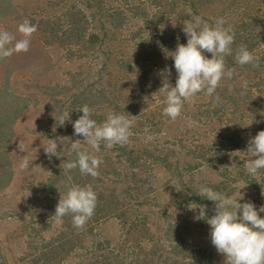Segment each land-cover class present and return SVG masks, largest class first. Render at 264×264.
I'll list each match as a JSON object with an SVG mask.
<instances>
[{
  "label": "trees",
  "instance_id": "1",
  "mask_svg": "<svg viewBox=\"0 0 264 264\" xmlns=\"http://www.w3.org/2000/svg\"><path fill=\"white\" fill-rule=\"evenodd\" d=\"M107 16L109 19H104L100 26L95 21L83 26L80 21H74L73 31H69L67 44L74 51L73 57L90 60L89 78H95L90 89L88 83L81 81L79 86H74L75 92L67 93L71 97L70 117L75 121L83 115L79 110L84 105L89 106L92 119L98 124L109 112L124 114L132 120L129 140L111 148L101 142L99 152L81 142L82 148L103 160L99 175L93 178L82 175L78 168L63 170L67 161L76 159L71 143L84 138L74 135L71 123L68 129L55 131L53 137L60 140L57 150L60 156L51 157L52 167L43 173L44 177L34 190L36 207L30 211L32 222L28 226L31 231L26 245L29 248L25 249L27 257L13 258V250L3 252L0 247V264H176L167 254L163 256L170 242L181 236L179 223L157 217L153 221L160 222L156 226L158 231L153 233L154 238L148 239L150 244L157 245L152 246V251H137V245L129 239L132 232L127 227L142 222L150 229L153 224L148 225L146 220L149 214L145 212L140 222L132 218L124 221L122 216L135 213L140 203L154 201L153 204H157L154 208L163 206L167 218L174 219V209L185 210L188 206L199 209V217L204 211L205 216L198 219L202 224L207 223L206 219L215 214V204L199 194L193 177L207 162L216 160L218 154L214 144L220 135L226 136L225 131L232 124L234 130L242 134L249 131L247 124L251 118L257 126L253 132L264 130V0H152L148 7L146 2L134 0L109 9ZM195 17L209 24L223 17L224 26L235 32L232 54L225 56L226 69H233L234 75L232 79H222L213 96L201 92L186 101L181 115L172 120L163 114L165 96L158 90L164 81L175 84L177 73L171 55L177 43H187L183 22ZM241 45L257 58L255 66H241L236 62ZM75 46L82 49L85 46L88 52L75 51ZM204 54L211 58L210 53ZM167 69H171L170 74ZM112 75L116 81L111 79ZM7 94L8 113L0 114V136L11 137L16 112L27 103L20 106L16 92L9 90ZM216 95L219 100L215 99ZM57 106L59 103L53 105L52 110ZM58 113L60 117L64 115L63 105ZM167 130L170 131L169 140L165 137L169 133ZM178 142L183 149H178ZM199 148L204 149L203 155ZM180 152L186 155L180 156ZM237 154L234 158L243 165L250 158L248 153ZM162 171L175 182L173 192L164 188L166 193L175 194V199L167 203L160 198ZM3 182L0 175V189ZM71 185L91 186L97 194L94 215L82 229L73 226L71 215L59 221L53 216L60 194ZM143 196L144 199H140ZM259 215L264 218L261 212ZM149 219L150 222L152 219ZM161 238L164 250L158 249ZM184 247L182 252L189 255V264H212V256L206 249L197 251L190 244ZM172 250L175 254V246Z\"/></svg>",
  "mask_w": 264,
  "mask_h": 264
},
{
  "label": "rangeland",
  "instance_id": "2",
  "mask_svg": "<svg viewBox=\"0 0 264 264\" xmlns=\"http://www.w3.org/2000/svg\"><path fill=\"white\" fill-rule=\"evenodd\" d=\"M129 1L134 0H0V30L9 32L18 40L22 38L18 27L25 20L36 26V31L30 38L28 51L14 52L11 56L0 59V114L8 113L9 90L19 95L20 106L27 103L16 112L13 135L0 136V175L4 179L0 189V247L3 252L13 250V258L27 257L25 249L29 248L26 245L30 238L28 233L31 231L28 226L32 222L30 211L36 207L34 190L38 188L40 180L44 177L43 173L52 167L49 162L51 158L44 152V146L49 143V139H55L59 145L60 140L54 138L53 133L60 129L62 131L68 129V124L72 125L74 122L70 117L71 97L67 93L75 92L74 86H79L81 81L88 83L90 89L91 82L95 79L89 78L90 60L74 58V51L72 52V47L67 44L72 24L74 21H80V26H83L95 21L94 23L100 26L104 19H109L107 16L109 9L118 7L122 3L125 6ZM139 1L146 2L147 7L152 3V0ZM206 10L205 8L202 11L206 12ZM14 43L15 41L13 45ZM75 48V51L88 52L85 46V50L78 46ZM111 79L116 81L113 75ZM68 88L72 90L67 91ZM65 100L69 102L63 104ZM57 103L59 106L52 110L53 105ZM62 105L65 113H69V120L63 126L59 125L58 113ZM247 127L249 131L242 133L241 130L242 134L234 130V124L228 127L225 131L227 137L220 135L214 144L215 153L218 154L216 160L213 163L207 162L201 167L202 170L193 177V181L198 188L206 185L212 189L222 190L221 193H226L225 195L230 198L236 200L242 198L239 200L241 204L252 202L259 211L264 206V169L259 170L256 176H252L245 170L243 162L234 158L239 155L237 153H247L249 140L257 134L253 132L257 128L254 119H248ZM5 131L7 135L11 134L8 128ZM167 131L169 133L165 137L169 140L170 131ZM177 147L183 149L180 142ZM199 149L203 155L204 149ZM179 155L184 157L186 153L181 155L180 152ZM25 157L32 160L30 168L20 170L19 164ZM180 166L184 167L183 164ZM159 182L162 189L161 201L167 203L175 199V194H170L174 191L175 182L169 179L167 172L162 171ZM164 188L171 192L166 193ZM171 195H174L173 198ZM140 199L143 200L144 196ZM153 203L154 201L145 205L140 203L139 210L135 213L128 214V217L122 216L124 221L132 218L140 222L145 212L149 214L146 220L148 225L153 224L150 229L142 222H135L127 227L128 231L132 232L129 239L137 245V251L143 249L152 251L154 249L152 246L157 245L154 242L150 244L148 239L154 238L153 233L158 231L156 226H159L160 222L153 221L158 217L159 220H170L181 225V230L179 229L181 236L170 242L171 246L165 250L163 258L167 254L177 262L176 264H189L191 259L182 252V249H185V244H190L197 251L206 249L212 256V264H224L225 257L219 254L211 243L210 225L202 224L198 219L199 209L188 206L185 210L174 209L175 218L170 219L165 216L167 211L162 210L163 206L154 208L157 204ZM146 205L147 207H143ZM261 213L264 217V212ZM149 218L152 219L150 222ZM120 235H123L122 232ZM172 246L176 248L175 254ZM161 248L164 250L163 238L158 246V249ZM10 260L13 262L12 259Z\"/></svg>",
  "mask_w": 264,
  "mask_h": 264
},
{
  "label": "clouds",
  "instance_id": "3",
  "mask_svg": "<svg viewBox=\"0 0 264 264\" xmlns=\"http://www.w3.org/2000/svg\"><path fill=\"white\" fill-rule=\"evenodd\" d=\"M225 24L223 17L216 18L214 24H209L200 17L183 22L182 31L187 37V43H177L171 55L177 73L175 84L164 81L158 90L165 96L163 114L172 120L181 115L184 103L196 94L203 92L207 96H213L222 79L233 78L234 70L226 69L225 56L232 54L235 32L231 27H225ZM18 31L22 38L16 40L9 32L0 30V59L9 57L14 52L28 51L36 26L25 20L19 25ZM9 45L13 46L8 47ZM205 52L210 53L211 58ZM256 60L246 46L241 45L238 48L236 62L239 65L254 64ZM167 71L171 73V69ZM215 99L219 100V96L216 95ZM79 111L83 115L72 122V126L74 135L83 136L84 139L71 143L76 159L67 161L63 170L68 172L78 168L82 175L95 178L99 175L98 169L103 160L82 148L81 142L95 152L100 151L101 142H105L109 148L123 145L131 135L132 120L124 114L109 112L106 119L98 124L92 119L88 105L82 106ZM66 120H69V113L60 117L59 125L63 126ZM57 150V141L49 139V143L44 146V152L49 158L59 157ZM247 153L250 158L245 161L244 168L248 174L256 176L259 170L264 169V130L249 140ZM30 161L32 160L25 157L20 162L19 169H29ZM199 194L215 204V214L206 220L211 229V243L225 257L224 264H264V218L259 215V212H264V206L258 212L252 202L241 204L239 200L242 198H230L206 185L200 186ZM96 206L97 194L91 186L71 185L63 195L60 194L53 216L59 221L66 215H71L73 226L82 229L94 215ZM203 216L204 211L199 218Z\"/></svg>",
  "mask_w": 264,
  "mask_h": 264
}]
</instances>
